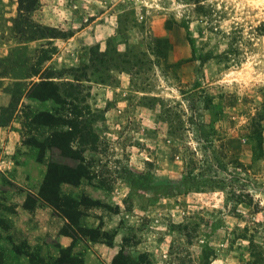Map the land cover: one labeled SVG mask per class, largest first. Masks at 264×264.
<instances>
[{
    "label": "rangeland",
    "instance_id": "1",
    "mask_svg": "<svg viewBox=\"0 0 264 264\" xmlns=\"http://www.w3.org/2000/svg\"><path fill=\"white\" fill-rule=\"evenodd\" d=\"M16 9L17 0H0V59L16 66L0 77L3 264H55L66 223L42 206L46 232L35 234L39 219L19 213L47 162L74 164L55 148L39 162L25 145L27 112L51 102L22 97L9 107L8 85L42 47L54 49L44 63L54 81H74L77 69L97 136L80 153L87 178L61 186L82 204L79 224L97 232L95 243L78 238L74 257L264 264V0H37L30 20L44 38L26 43L10 31Z\"/></svg>",
    "mask_w": 264,
    "mask_h": 264
},
{
    "label": "trees",
    "instance_id": "2",
    "mask_svg": "<svg viewBox=\"0 0 264 264\" xmlns=\"http://www.w3.org/2000/svg\"><path fill=\"white\" fill-rule=\"evenodd\" d=\"M36 3L37 0H17L16 16L11 19L10 31L18 43L44 38L34 29L30 20ZM197 11L201 14L200 16L206 14L202 7ZM187 40L192 46V51L196 52L193 42L196 40L192 39L189 34H187ZM53 51V48H40L35 61L28 66L24 65L26 66L25 76L19 79L24 81L17 80L8 85L7 90L11 96L9 107L17 108L22 97L40 103L51 102L53 104L51 111L27 112L24 124L29 133L24 141L25 145L37 150L39 162H43L46 151L55 148L61 153V156L72 159L74 164L66 166L54 161L47 162L37 193H28L23 207L34 210L37 205H45L51 208L55 215H61L66 223L60 233L71 237L72 243L67 248L57 245L59 256L54 263L82 264L81 259L72 255V248L79 237L87 238L93 243L97 242V232L95 229L79 224V218L82 217L79 207L82 204H79L80 201L75 198L64 195L61 186L76 187L87 178L88 169L85 167L80 153H83L85 148L94 149L97 136L92 132L91 120L83 114V111L88 112V109L81 104L79 90L81 79L76 74L77 69H70L73 72L74 81H54V79H61L60 75H56L50 67H44V63ZM211 55L212 53L208 52L204 57L208 59ZM11 63H13L11 56L0 59V77H7L12 68L16 67ZM34 77L38 78L37 82L30 80ZM74 141L81 146L80 150L71 147V143ZM259 141L260 139H258ZM16 246L13 245V251L19 255L21 252ZM0 264H3L1 257ZM112 264L130 263L120 251L114 256Z\"/></svg>",
    "mask_w": 264,
    "mask_h": 264
},
{
    "label": "crops",
    "instance_id": "3",
    "mask_svg": "<svg viewBox=\"0 0 264 264\" xmlns=\"http://www.w3.org/2000/svg\"><path fill=\"white\" fill-rule=\"evenodd\" d=\"M46 170V169H45ZM45 172V171H44ZM39 186H40V184H39ZM39 186H38V188H39ZM28 193H33V194H35L34 192H28ZM27 193V194H28ZM26 194V195H27ZM25 198H26V196H25ZM25 198H24V200H23V202H22V204H21V206H20V211H19V213L21 214L20 215V217L21 216H23L24 218H25V220L27 221L29 218H31L32 216H35V218H38L39 219V221H40V224L38 225V231H35V234H43L44 232H46V229H44L43 228V226H44V224H43V222H44V218L45 219H49V217L48 216H46L45 217V215H46V213H40V212H38V211H41L42 212V210H41V208L40 207H42V206H44V207H47V206H45V205H37L36 206V208L34 209V210H28V209H26V208H24L23 207V204H24V201H25ZM48 208V207H47ZM49 209V208H48ZM47 209V210H48ZM35 211V213H33ZM16 224V223H15ZM63 225V224H62ZM28 226V225H27ZM28 228V227H27ZM26 228V229H27ZM46 228V227H45ZM61 228H62V226L59 228V230H58V242H59V244L61 245V247L62 248H67V247H69L70 245H71V243H72V238L71 237H69V236H65V235H63V234H61L60 233V231H61ZM14 244H16V243H14ZM78 244H77V242H75V244H74V246H73V248H72V255H74L75 254V250L78 248ZM13 253L15 254V252L13 251ZM15 255H17V254H15ZM76 255V254H75ZM19 256V255H18Z\"/></svg>",
    "mask_w": 264,
    "mask_h": 264
}]
</instances>
